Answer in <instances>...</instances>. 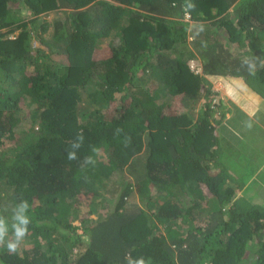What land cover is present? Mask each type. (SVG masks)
Segmentation results:
<instances>
[{
    "label": "trees",
    "instance_id": "16d2710c",
    "mask_svg": "<svg viewBox=\"0 0 264 264\" xmlns=\"http://www.w3.org/2000/svg\"><path fill=\"white\" fill-rule=\"evenodd\" d=\"M217 82L264 100V0H0V264H264V175L224 161L262 133L225 117Z\"/></svg>",
    "mask_w": 264,
    "mask_h": 264
},
{
    "label": "crops",
    "instance_id": "0c3cea01",
    "mask_svg": "<svg viewBox=\"0 0 264 264\" xmlns=\"http://www.w3.org/2000/svg\"><path fill=\"white\" fill-rule=\"evenodd\" d=\"M220 85H221V90H222L221 94L223 93L225 96H228L230 100H232V103L228 101L226 102V104L228 105L229 103L230 106H227L226 108L225 117L231 123L233 122L235 123L236 121H241L240 122L241 129L243 125L246 126L247 124L251 126L257 125V128L262 133V137H254L251 141L247 142L248 155L246 156V159L244 160V162L240 157L241 155H244V154H239V153H236L234 156H230V154H224V161L228 165L229 172L231 173V175H233L232 177L236 179H240L243 182H244L245 173H243V175L240 174L241 171H239L238 164H241V166H243V163H246V162L252 163L254 168L251 174L253 176L250 177L249 180H252L253 178L258 179L260 175H264V120H263L264 114L261 112V114L258 115L257 113L258 110L256 109L258 103L252 105L251 102H249V100H247L248 106L247 107L243 106L244 108L242 109L241 106L234 100L235 96L237 95L234 93L230 95L228 91H226L227 89L225 88L224 84L220 83ZM244 115H245L244 123L246 124L242 123L243 122L242 119ZM244 128L247 129V127H244ZM235 131L238 133L239 129L235 128ZM239 134H240L239 136L242 137L241 132ZM238 139L240 140V138ZM239 142L240 141H235L234 143L239 144ZM234 170H237V171L235 172ZM238 171L240 173H238ZM259 181L261 182L262 186L257 187L256 189V186L252 185L251 188L248 190V192H250L251 194H254V192H260L261 190H264V179L261 178L259 179Z\"/></svg>",
    "mask_w": 264,
    "mask_h": 264
},
{
    "label": "clouds",
    "instance_id": "9594fccd",
    "mask_svg": "<svg viewBox=\"0 0 264 264\" xmlns=\"http://www.w3.org/2000/svg\"><path fill=\"white\" fill-rule=\"evenodd\" d=\"M194 7L195 5L191 3L187 5V8H194ZM203 31H205V26L203 23H200L199 32H203ZM33 37L34 36H32V39ZM32 46L34 45L32 44ZM242 63L247 64L250 74L255 75L256 66L250 59L245 58L242 61ZM117 131H119V129ZM83 142H84L83 132L77 133L75 142L71 144L72 150L67 152V159L69 161L77 160V152L75 150L81 148ZM91 151L93 154L86 155L83 159V164L95 165L97 163L95 157H96V153H98L99 150L95 146H93ZM28 208H29V204L25 200L22 201L17 206L15 212L13 213L12 219L14 222L11 224L13 238L8 239L6 242V247L10 252L14 253L18 250L20 243L24 240L25 236L28 233L27 226L30 223V217L25 214ZM8 231H9V225L6 223L5 218L3 216H0V244L5 243L6 237L8 236ZM129 264H145V262L143 258H140L139 260L129 261Z\"/></svg>",
    "mask_w": 264,
    "mask_h": 264
},
{
    "label": "rangeland",
    "instance_id": "374dc122",
    "mask_svg": "<svg viewBox=\"0 0 264 264\" xmlns=\"http://www.w3.org/2000/svg\"><path fill=\"white\" fill-rule=\"evenodd\" d=\"M21 12L23 13V14H26V15H29V10L28 9H22L21 10ZM31 14V13H30ZM53 15H54V13L52 12V13H48V15H46L45 16V18L47 19V20H51L52 19V17H53ZM185 19L187 20V19H189V15L188 14H185ZM189 25L191 26V25H194V22H190L189 21ZM196 27V26H195ZM52 28V27H51ZM51 28L49 29V30H51ZM189 29V28H188ZM106 41H102V44H104V43H107L108 42V40H109V38H106L105 39ZM191 40V37H188V41H190ZM32 44L34 45V46H36V47H41V48H43V46L38 42V40H36V39H32ZM200 61H199V59H195L194 61H192L191 62V64H192V67H193V70H196V72H201V66H200V63H199ZM197 64V65H196ZM194 66H196V67H194ZM241 86H238L237 88H235V89H232L231 91H229V94L230 95H232V93H234V94H236L237 96H235V98H234V100L241 106V108L243 109L244 107L243 106H248V102H247V100H249V97L246 99V94H241V92L239 91V90H241ZM212 89L214 90V91H216L217 93H218V96H216V101L219 99V98H222V100H223V102H231L232 103V100H230L229 99V97L228 96H225L223 93L221 94V85H220V83H214L213 85H212ZM258 97V96H257ZM227 106H230L229 105V103H228V105ZM258 111H257V113H258V115L259 114H261V112L264 114V100H261L259 103H258V105H257V108H256ZM220 115V112H217L216 113V116H219ZM243 121H245V115H244V117H243V119H242ZM263 120H264V118H263ZM244 124H246V123H244ZM244 127H247V130H249V131H251V129H250V125L249 124H247L246 126H243V128ZM255 128H257V125H253L252 126V131L255 129ZM251 134V133H250ZM246 139H247V136H245V137H243V139H242V142H243V144H242V149H244V152H247L245 155H241L240 157H241V159L243 160V162H244V160L246 159V156L248 155V147H247V141H246ZM230 154V153H229ZM238 166H239V171H241V173L238 171V173H240L241 175H243V173H245V175H246V179H244V180H248L250 177H252L253 175L251 174V172H252V170H253V168H254V166H253V164L252 163H249V162H246V163H243V166H241V164H238ZM235 172L237 171V170H234ZM236 175V174H235ZM234 175V176H235ZM260 176H262V175H260ZM259 176V177H260ZM236 177V176H235ZM250 182H251V180H249ZM255 186V185H254ZM256 189H257V187H256ZM264 190H261L260 192H254V193H257V194H255L254 196H256L257 198L255 199V200H259V198H260V200H259V202L261 203V204H263L264 205V192H263ZM254 196H253V199H254ZM92 217H93V215H92ZM74 224L75 225H78L79 224V220H75L74 221ZM77 232L78 233H81L82 232V230L81 229H78L77 230ZM12 236V235H11ZM248 257H247V260L249 261V259H251L252 260V257H250L251 255H247ZM248 263V262H247Z\"/></svg>",
    "mask_w": 264,
    "mask_h": 264
}]
</instances>
